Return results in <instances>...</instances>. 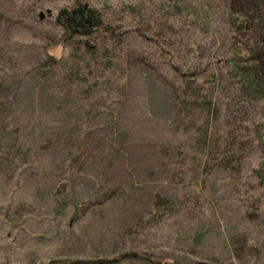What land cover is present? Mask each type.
I'll return each mask as SVG.
<instances>
[{
	"label": "rangeland",
	"instance_id": "obj_1",
	"mask_svg": "<svg viewBox=\"0 0 264 264\" xmlns=\"http://www.w3.org/2000/svg\"><path fill=\"white\" fill-rule=\"evenodd\" d=\"M78 2L119 35L65 41ZM230 11L0 0V264H264V98L224 63Z\"/></svg>",
	"mask_w": 264,
	"mask_h": 264
},
{
	"label": "trees",
	"instance_id": "obj_2",
	"mask_svg": "<svg viewBox=\"0 0 264 264\" xmlns=\"http://www.w3.org/2000/svg\"><path fill=\"white\" fill-rule=\"evenodd\" d=\"M230 9L236 40L224 63L232 69V75L238 78L244 89L259 93L264 98V3L262 0H230ZM56 24L63 29L65 41L75 37L88 39L97 33L119 35L116 28L104 23L98 10L79 2L72 8L61 9L56 16ZM86 46L89 47L88 44ZM51 61L55 60L51 58ZM176 71L183 79L195 77L194 73ZM257 129L258 133L264 132V124ZM254 175L264 187V161L259 163ZM137 257L131 255L133 259Z\"/></svg>",
	"mask_w": 264,
	"mask_h": 264
}]
</instances>
